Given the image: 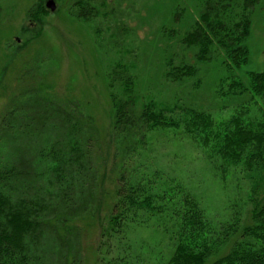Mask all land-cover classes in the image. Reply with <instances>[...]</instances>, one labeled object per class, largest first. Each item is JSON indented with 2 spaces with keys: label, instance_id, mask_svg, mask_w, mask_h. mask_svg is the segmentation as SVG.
Listing matches in <instances>:
<instances>
[{
  "label": "trees",
  "instance_id": "trees-1",
  "mask_svg": "<svg viewBox=\"0 0 264 264\" xmlns=\"http://www.w3.org/2000/svg\"><path fill=\"white\" fill-rule=\"evenodd\" d=\"M93 1L100 6H90ZM259 2L172 1V22L155 35L171 51L177 44V64L173 51L162 65L166 80L177 84L171 101L141 95L131 67L111 64V136L122 157L109 211L99 220L97 264H264V70L248 71L247 81L239 74L250 60L248 39ZM108 4L77 0L82 9L76 16L92 20ZM213 60L223 72L207 101L212 106L205 107L196 94L204 86L205 64ZM36 96L32 120L13 108L0 121L1 144L9 143L8 152L14 146L8 156L0 150V264H49L75 219L96 211L97 202L79 203L96 192L86 119ZM43 132L47 138L36 143L33 135ZM164 132L188 140L216 180L244 194L228 198L224 211L212 214L183 178L142 158L150 136ZM31 142L33 156L23 150ZM130 155L136 158L131 168L124 162ZM148 229L160 237L146 251L133 234Z\"/></svg>",
  "mask_w": 264,
  "mask_h": 264
},
{
  "label": "rangeland",
  "instance_id": "rangeland-1",
  "mask_svg": "<svg viewBox=\"0 0 264 264\" xmlns=\"http://www.w3.org/2000/svg\"><path fill=\"white\" fill-rule=\"evenodd\" d=\"M47 1L0 0V121L13 108L18 109L19 117L24 113L26 119L32 120L30 113L36 106V95L50 98L86 119V129L93 136L91 183H96V192L85 194L79 203L84 207L97 202L96 211L94 216L83 212L75 219V229L66 235L67 242L61 248L51 252L49 264H97L99 220L109 211V195L114 190L122 157V150L111 136L113 110L108 72L116 60L122 61L137 75L141 95L153 93L160 101L172 100L177 84L166 80L162 65L173 51L177 64V44L173 42L171 51L163 38L155 35L159 31L163 35L161 25L172 22L173 0H107L108 6L102 7L99 16L89 21L76 16L82 9L75 5L77 0H55V10L47 7ZM92 5L100 6L95 1ZM40 7L48 11L37 13ZM106 10L112 15H103ZM248 45L250 60L239 71L245 81L248 71L264 70V0H260L254 11ZM187 53L193 60L192 53ZM205 65L204 86L196 97L199 103L211 107L207 104L212 103L207 101L223 69L216 60ZM46 134L36 133L33 139L41 142L47 138ZM149 139V148L142 158L183 178L200 194L212 214L223 212L228 198L239 199L244 194V190L226 189L216 180L202 153L188 140L172 132L155 133ZM7 144L8 147L3 146L0 140V150L6 151V156L14 150L11 146L13 150L8 152ZM34 146L33 142L28 143L23 150L33 156ZM23 150H19L20 154ZM129 158L130 162L127 158L124 162L131 168L136 158L132 155ZM150 231L133 234L145 242L146 251L152 250L160 237L159 233Z\"/></svg>",
  "mask_w": 264,
  "mask_h": 264
},
{
  "label": "water",
  "instance_id": "water-1",
  "mask_svg": "<svg viewBox=\"0 0 264 264\" xmlns=\"http://www.w3.org/2000/svg\"><path fill=\"white\" fill-rule=\"evenodd\" d=\"M47 7L50 8L51 10H55L56 9L55 0H48Z\"/></svg>",
  "mask_w": 264,
  "mask_h": 264
}]
</instances>
